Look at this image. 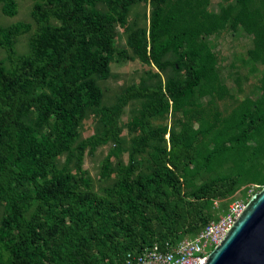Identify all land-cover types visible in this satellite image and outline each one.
<instances>
[{
    "label": "trees",
    "instance_id": "obj_1",
    "mask_svg": "<svg viewBox=\"0 0 264 264\" xmlns=\"http://www.w3.org/2000/svg\"><path fill=\"white\" fill-rule=\"evenodd\" d=\"M97 1L36 0L32 16L38 29L26 54H15L14 40L30 29V23L0 26V46L10 64L0 60V207L5 220L0 226V264H122L129 251L186 238L177 233L179 229L193 237L210 222L202 220L208 203L235 191L264 157L263 87L258 98L247 97L228 115L203 121L198 132L172 133V146L155 160L150 177L124 175L117 186L100 195L91 189L88 179L69 178L65 169L58 168L56 158L70 149L83 108L100 102L102 90L90 76L108 75L116 25L125 22L139 0H104L106 11L94 8ZM164 1L151 0L149 50L142 48L140 40L135 49L141 59L156 66H161L167 54L178 53L187 77L167 83L165 93L151 92L156 98L144 106L137 122L143 125L145 121L143 130L149 117L169 108L180 111L186 103H193L196 91L204 95L208 90L218 98L228 91L220 82L214 52L199 39L214 23L207 9L210 0H174L166 10ZM0 10L15 15L17 2L0 0ZM51 15L60 19L58 25L47 23ZM230 25L233 30L241 26L253 36L249 53L264 63V0H236ZM139 92L129 88L126 95ZM31 109L39 123L46 124L45 134L23 123L22 116ZM104 117L115 122L108 112ZM156 135L154 129L143 134L134 143V151ZM106 139L104 133L88 141ZM111 156L109 153L103 161L101 177L112 173ZM228 160L235 162L238 177L220 172L182 195L180 179L188 181L201 169L211 172ZM258 181L264 185V171ZM165 184L179 190L178 199H160ZM151 191L155 195L148 197ZM150 211L172 221L173 236H154L147 215ZM134 225L142 232L134 231ZM129 232L130 241L120 239ZM137 234L144 235L141 241ZM109 253L112 261L107 260Z\"/></svg>",
    "mask_w": 264,
    "mask_h": 264
},
{
    "label": "rangeland",
    "instance_id": "obj_2",
    "mask_svg": "<svg viewBox=\"0 0 264 264\" xmlns=\"http://www.w3.org/2000/svg\"><path fill=\"white\" fill-rule=\"evenodd\" d=\"M15 1L17 2L15 15H7L0 10V26H8L17 21L30 23V29L19 34L14 40L15 54L20 55L31 51L32 38L38 29V24L32 16L36 0ZM173 1L166 0L162 3L165 10ZM94 8L106 11L108 3L104 0L97 1ZM153 8L151 0H139L130 8L125 22L116 25L117 34L112 44L113 55L108 64V75L102 77L99 73H94L90 76L93 83L102 90L100 102L83 108L82 115L78 118V134L70 149L63 151L56 158L57 167L65 169L69 178L88 179L91 189L100 195L106 194L108 188L117 186L124 175L130 178L150 177L155 167V160L164 150L171 148L172 133L198 132L203 121H214L219 116L228 115L245 98H258L264 87V63L255 61L249 53L254 46L253 36L246 33L241 26L233 30L230 25L236 12V0H210L207 9L214 18V23L203 31L199 39L206 42L214 52L220 82L228 88V91L221 98L209 94L208 90L204 95H199L196 91L192 98L193 103H186L180 111L169 108L149 117L143 130L145 121L143 125H138L137 122L142 118L144 106L156 98L151 92L157 90L156 92L165 93L167 83L182 81L187 77L186 68L179 61L178 53L167 54L162 58L161 66H156L151 61L141 59L135 49L137 40H140L142 48L147 50L150 48V22ZM47 23L58 25L60 19L56 15H51ZM0 60L10 65L7 53L1 46ZM129 88H138L140 92L136 95H126ZM104 112H108L109 117L115 119L113 124L104 117ZM22 121L25 125L36 128L40 135L47 131L46 124L39 123L34 109L24 114ZM152 129L157 131V135L150 137L134 151V143ZM104 133L107 134L105 141H88L89 138ZM109 153L112 154V173L108 177H101L103 161ZM236 167L233 160H228L211 172L201 169L188 181L180 179L181 193L189 194L194 188L210 181L212 176L220 172L238 177L235 174ZM263 171L264 157L249 170L248 176L237 185L235 191L227 196L212 199L208 203L202 210L205 216L202 220L206 218L210 221L218 220L233 204L245 205L251 196L263 187L258 181ZM27 183L31 186V182ZM154 187L155 183L152 182L151 188ZM178 192V189H172L169 184H165L160 189L159 196L160 199L169 196L176 200ZM154 195L155 193L151 191L148 197ZM33 210L34 205L27 211L28 217ZM147 215L154 236H165L162 235L163 233H166V236H173L172 221L163 220L157 211H150ZM4 221V208L1 206L0 226ZM133 230L142 232L138 225H134ZM81 232L85 234L86 231L81 230ZM178 232L184 234L186 238L191 236V233L184 229H179ZM130 235V232L125 233L120 239L130 241ZM137 237L141 241L144 235L137 234ZM107 258L112 261V254L109 253Z\"/></svg>",
    "mask_w": 264,
    "mask_h": 264
},
{
    "label": "built area",
    "instance_id": "obj_3",
    "mask_svg": "<svg viewBox=\"0 0 264 264\" xmlns=\"http://www.w3.org/2000/svg\"><path fill=\"white\" fill-rule=\"evenodd\" d=\"M245 205L233 204L218 220L195 236L178 242H155L141 251H129L122 264H205L209 252L222 240Z\"/></svg>",
    "mask_w": 264,
    "mask_h": 264
},
{
    "label": "water",
    "instance_id": "obj_4",
    "mask_svg": "<svg viewBox=\"0 0 264 264\" xmlns=\"http://www.w3.org/2000/svg\"><path fill=\"white\" fill-rule=\"evenodd\" d=\"M205 264H264V185L246 202Z\"/></svg>",
    "mask_w": 264,
    "mask_h": 264
}]
</instances>
